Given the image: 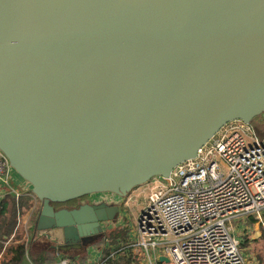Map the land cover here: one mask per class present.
<instances>
[{
  "label": "water",
  "instance_id": "water-1",
  "mask_svg": "<svg viewBox=\"0 0 264 264\" xmlns=\"http://www.w3.org/2000/svg\"><path fill=\"white\" fill-rule=\"evenodd\" d=\"M263 114L264 0H0V151L64 254ZM98 194L116 201L55 206Z\"/></svg>",
  "mask_w": 264,
  "mask_h": 264
},
{
  "label": "built area",
  "instance_id": "built-area-1",
  "mask_svg": "<svg viewBox=\"0 0 264 264\" xmlns=\"http://www.w3.org/2000/svg\"><path fill=\"white\" fill-rule=\"evenodd\" d=\"M263 140L264 132L254 122L231 121L195 158L178 165L167 185L149 195L138 218L137 239L129 245L140 250L145 264H257L248 261L245 234L239 230H245L250 219L264 228ZM14 174L20 178L0 151V209L6 194L26 195L24 187L14 184ZM95 199L116 201L112 194ZM29 232L28 221L19 213L6 245L17 240L28 244ZM101 256L100 251L85 263L77 256L62 257L57 264H103ZM162 256L168 261H161Z\"/></svg>",
  "mask_w": 264,
  "mask_h": 264
},
{
  "label": "rangeland",
  "instance_id": "rangeland-1",
  "mask_svg": "<svg viewBox=\"0 0 264 264\" xmlns=\"http://www.w3.org/2000/svg\"><path fill=\"white\" fill-rule=\"evenodd\" d=\"M262 116L259 117L258 121H253L259 132H264V124H262ZM169 183V180L163 179L161 177L153 178L148 184L140 186L132 191L128 197L120 198L119 201L122 205V213L120 218L112 223L108 224L104 233L105 240L102 237L99 238L98 244L104 245L107 243V247L109 249H118L119 243H123V239L121 237V233L123 230L126 232V240L128 242L127 245L122 248L131 249L132 251V260L134 264H145L144 259L141 255V252L138 248H132L129 245L132 240L135 241L137 239V222L138 218L145 207L149 195L154 191L159 189L158 186H165ZM39 202V201H38ZM40 203L38 204V207ZM37 219V214L35 216V221ZM34 221V220H33ZM34 225L33 222L29 224L30 227V235L33 239L34 237ZM245 230L240 229V234H245L244 236V245L247 247V255L248 261L250 263L254 262L257 264H264V228L262 225L256 222L255 219H250ZM121 230V231H120ZM112 233V234H111ZM116 235V240L114 241V237ZM101 241V242H100ZM119 241V243H118ZM38 248H41L42 245L38 243ZM43 247V246H42ZM45 247V246H44ZM104 253H102L103 255ZM81 263H85L88 257L86 254H76ZM102 257V256H101ZM85 260V261H84ZM102 261V258H101Z\"/></svg>",
  "mask_w": 264,
  "mask_h": 264
},
{
  "label": "trees",
  "instance_id": "trees-1",
  "mask_svg": "<svg viewBox=\"0 0 264 264\" xmlns=\"http://www.w3.org/2000/svg\"><path fill=\"white\" fill-rule=\"evenodd\" d=\"M259 117L255 119L258 121ZM76 200V199H75ZM69 201V203L75 201ZM68 203V202H67ZM5 206L0 209V264H29L28 258H30L34 264H57L58 258L62 257H70L73 258V253L64 254L63 252H58L54 250L46 249L45 247L38 248V244L34 242L31 238L28 244L24 241L18 243H10L9 245H5V236H10L16 227V216H17V208L14 207V210H7ZM38 212V211H37ZM36 216V214H35ZM35 216L33 217V224L35 221ZM121 231V230H120ZM126 231L123 230L120 232L122 235L123 243H119L117 246L118 249H109L107 247V243L104 245L98 244V240L95 242L102 248V262L103 264H134L132 260V251L131 249L122 248L127 245L128 242L126 240ZM112 234V233H111ZM106 233L102 236L105 240ZM114 241L116 240V235L114 236ZM117 241V240H116ZM101 242V241H100ZM27 248L29 250V254H27ZM76 252V251H74ZM262 264V263H261Z\"/></svg>",
  "mask_w": 264,
  "mask_h": 264
},
{
  "label": "crops",
  "instance_id": "crops-1",
  "mask_svg": "<svg viewBox=\"0 0 264 264\" xmlns=\"http://www.w3.org/2000/svg\"><path fill=\"white\" fill-rule=\"evenodd\" d=\"M14 184H16L18 187H24V191L27 190L26 195H22L20 198H16L14 194H8V195L6 194V197L2 201L1 207L5 206L6 208V211L4 212L5 214L7 213L8 209L11 211V210H14V207H16L17 208L16 224H17V218H18L19 213H22V216L24 217V219H26L28 223L31 224L35 214L38 215V212L40 209V206L38 207V204L40 202H38L39 200L35 198V196L32 193V190L29 189L31 187L26 182H24L22 179L18 178V176H16L15 174H14ZM22 233H24L23 229L18 233V240L21 239ZM4 239L6 241V236ZM18 240L14 243H18L19 242ZM4 244L6 245V242H4ZM100 251L102 253V248L96 243H94L90 245L86 251L83 250V251L73 252V257H75L76 254H81V255L86 254L88 256L86 258L87 260H93L100 255ZM27 261L28 262L26 263H29V260Z\"/></svg>",
  "mask_w": 264,
  "mask_h": 264
},
{
  "label": "flooded vegetation",
  "instance_id": "flooded-vegetation-1",
  "mask_svg": "<svg viewBox=\"0 0 264 264\" xmlns=\"http://www.w3.org/2000/svg\"><path fill=\"white\" fill-rule=\"evenodd\" d=\"M95 196L96 195H88V196L76 199L75 201H73L71 203L68 202V203H63V204H56L55 206H56L57 209H59V208H63V207H67V208L79 207L81 204H86V203L93 204L94 201L96 200ZM107 226L108 225L104 226V231L106 230ZM103 234H104V232H103ZM103 234L100 237H98L97 240H99V238H101L103 236ZM33 240H34L35 243H37V244L39 243L40 245H42L43 247L45 246V248L49 249V250H54V251H59V252L62 251L63 253H64V250L68 251V248L66 247V245H65V247H63L62 250H59L57 248V246L55 244H53V242L50 239H48L47 235H42V236L37 237L35 235V231H34ZM74 251H77V249H74L71 252L73 253Z\"/></svg>",
  "mask_w": 264,
  "mask_h": 264
}]
</instances>
